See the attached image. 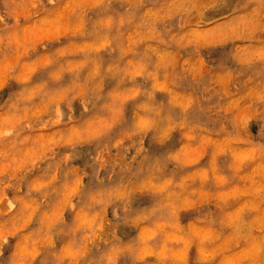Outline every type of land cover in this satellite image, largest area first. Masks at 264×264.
<instances>
[{"label": "rangeland", "instance_id": "1", "mask_svg": "<svg viewBox=\"0 0 264 264\" xmlns=\"http://www.w3.org/2000/svg\"><path fill=\"white\" fill-rule=\"evenodd\" d=\"M172 4L0 0V264L264 262V60L257 58L264 31L253 30L251 19L259 0H197L198 11L183 29L178 15L155 16ZM148 17L157 33L171 29L164 44L148 38ZM193 31L199 35L189 37ZM241 32L248 38H236ZM189 40L198 55L191 45L181 49ZM189 59L198 62L191 74L182 73ZM157 61L175 66L171 83L145 74ZM153 88L157 99L175 105L170 114L181 124L162 146L149 137L145 147L162 163L169 153L182 155L181 167L167 163L157 179L181 184L183 206L170 212L149 190L131 198L127 211L139 217L159 209L148 219L125 224L109 207L93 226L81 209L103 187L93 175L97 145L112 142ZM74 89L83 95L70 111L60 101ZM109 100L121 105L123 122L107 136L71 150L55 144L66 136L83 139L80 129L104 116ZM56 103L64 113L58 122L56 109L49 111ZM218 114L252 119L246 127L221 129ZM186 127L201 131L199 147L187 145ZM37 150L50 158L28 163ZM61 157L67 163L57 168Z\"/></svg>", "mask_w": 264, "mask_h": 264}, {"label": "clouds", "instance_id": "2", "mask_svg": "<svg viewBox=\"0 0 264 264\" xmlns=\"http://www.w3.org/2000/svg\"><path fill=\"white\" fill-rule=\"evenodd\" d=\"M40 0H37L39 3ZM49 4L54 3V0H47ZM222 2V0H221ZM198 11L197 0H173V4L167 9H161L155 16L161 21L167 20L170 16H179L176 26L183 29L191 22V17ZM253 30L264 31V0H259V11L252 13ZM147 21H152L150 27L149 39H155L159 44L166 42L170 28L162 30L157 33L155 30V21L152 17H148ZM146 21V22H147ZM196 27H199L197 22ZM199 33L193 31L188 33L189 37H194ZM236 38H248L246 32H241ZM170 42H174V39ZM191 45L192 56L198 55V48L189 40L187 44L181 45V49H186ZM257 58L264 60V48H261L257 53ZM198 61L189 59L185 61V66L182 73H189L192 65ZM242 64L248 63L247 60L241 61ZM173 71L169 72L168 69ZM175 66L172 63L156 62L155 69L152 72L146 71L145 74L150 80H159L161 83H171L170 78L174 77ZM137 91L136 95H140ZM83 92L80 89L69 91L60 101L66 104L71 111L72 100L77 96H82ZM264 98V90L260 93ZM145 99L142 103L136 106L135 115L129 118V122L120 130L119 134L112 140L111 143L97 145L98 151L95 157L97 168L93 175L97 184L103 186L94 194L89 196L88 203L85 209H81V214L88 217L89 222L95 226L102 222L106 210L111 207L113 211V218L117 221H122L125 224L136 223L139 224L141 220H146L150 216L159 211L157 208L145 209L139 217H128V204L131 198L143 194L146 191H153L162 201L164 206L171 212L173 207L176 209L183 206V191H181V184L173 182L171 179L164 181L158 180V175L167 166V163H174L177 167L182 166V155L180 153H169L165 157L166 163H162L159 157L150 152L149 148L145 147V140L151 138V143L156 145H163L169 139L170 133L180 127L181 122L174 121L170 114V108L175 105L167 99H157L156 89H150L144 93ZM134 98V97H133ZM28 99V97H24ZM21 100L13 102V107L21 103ZM56 109L57 122L63 119L64 113L59 110V103L49 107V111ZM85 110L87 108L85 107ZM102 111L105 113L102 117H97L90 125L80 129V134L83 139L76 137H64L55 141L58 146L66 147L69 150L89 140H101L112 131L116 123L123 122V111L121 105L113 100L104 106ZM219 113H224V109H220ZM71 119V117H69ZM217 119L223 129L227 125H231L233 129L241 126L246 127L248 120L252 119L251 114H224L217 115ZM185 139L189 147L195 145L200 146L199 140L201 131L196 128H185ZM264 147V146H262ZM34 159L28 161L31 164H37L45 157L43 153H33ZM55 153H51L54 157ZM71 157V151L67 153ZM67 163L64 157L56 163L58 168L61 164ZM30 170V169H29ZM107 170L106 176H101V171ZM141 177L140 179H136ZM13 179H22V177L13 176ZM107 182V184H106ZM106 185V186H105ZM71 187V185H69ZM123 213L124 215H121ZM78 230V229H75ZM95 227L89 229V235L93 238L96 235ZM5 239V243H6ZM12 264H16L15 261ZM20 264H23L21 261ZM114 264V261L112 262ZM264 264V262H262Z\"/></svg>", "mask_w": 264, "mask_h": 264}]
</instances>
